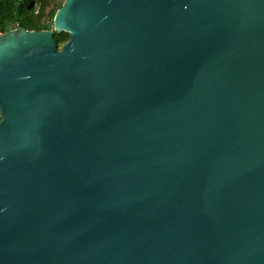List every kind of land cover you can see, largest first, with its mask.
I'll return each instance as SVG.
<instances>
[{"label":"water","instance_id":"95a60500","mask_svg":"<svg viewBox=\"0 0 264 264\" xmlns=\"http://www.w3.org/2000/svg\"><path fill=\"white\" fill-rule=\"evenodd\" d=\"M0 264H264V0L0 35Z\"/></svg>","mask_w":264,"mask_h":264},{"label":"trees","instance_id":"16d2710c","mask_svg":"<svg viewBox=\"0 0 264 264\" xmlns=\"http://www.w3.org/2000/svg\"><path fill=\"white\" fill-rule=\"evenodd\" d=\"M64 0H0V29L6 33L21 28L25 31L52 30L53 18ZM69 35L53 31L57 49Z\"/></svg>","mask_w":264,"mask_h":264},{"label":"built area","instance_id":"2783aa9c","mask_svg":"<svg viewBox=\"0 0 264 264\" xmlns=\"http://www.w3.org/2000/svg\"><path fill=\"white\" fill-rule=\"evenodd\" d=\"M2 34H5V33L0 29V35H2Z\"/></svg>","mask_w":264,"mask_h":264}]
</instances>
